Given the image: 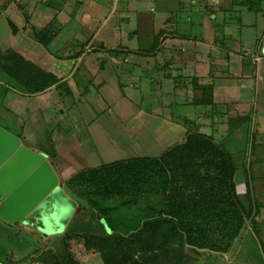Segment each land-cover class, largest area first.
I'll return each mask as SVG.
<instances>
[{
    "label": "crops",
    "instance_id": "0c3cea01",
    "mask_svg": "<svg viewBox=\"0 0 264 264\" xmlns=\"http://www.w3.org/2000/svg\"><path fill=\"white\" fill-rule=\"evenodd\" d=\"M0 7L6 62L23 76L57 80L30 95L0 71L19 112L9 132L45 155L62 184L84 169L150 157L141 156L152 148L143 147L149 134L163 141L178 126L181 143L197 128L229 152L237 198L255 224L227 252L203 250L202 264H264V0ZM126 150L136 154L127 158Z\"/></svg>",
    "mask_w": 264,
    "mask_h": 264
},
{
    "label": "trees",
    "instance_id": "16d2710c",
    "mask_svg": "<svg viewBox=\"0 0 264 264\" xmlns=\"http://www.w3.org/2000/svg\"><path fill=\"white\" fill-rule=\"evenodd\" d=\"M0 71L30 95L57 81L41 73L23 76L1 53ZM235 170L222 143L189 128L181 143L159 157H137L84 169L63 185L90 206L89 213L94 210L107 224L109 234L82 236L86 249L95 248L103 264H158L159 252L172 248L176 250L167 264H192L195 261L184 255L182 248L224 253L248 223L255 226L253 213L237 198ZM148 195L161 197L158 208L125 229L115 215L119 207L109 203L120 200V206L127 208ZM64 261L68 264L70 258Z\"/></svg>",
    "mask_w": 264,
    "mask_h": 264
},
{
    "label": "rangeland",
    "instance_id": "374dc122",
    "mask_svg": "<svg viewBox=\"0 0 264 264\" xmlns=\"http://www.w3.org/2000/svg\"><path fill=\"white\" fill-rule=\"evenodd\" d=\"M2 34L0 32V36ZM7 97H10L8 88L0 85V125L11 131L19 112L14 110L10 101H7L9 100ZM158 129L164 130L165 128L161 127ZM179 130L180 127L178 126H176V129L173 128V134L170 133L163 141L154 136L156 132L152 133L153 135L149 134L151 138L153 136L154 138L148 139L143 144V147L144 149L147 146L152 148L151 150L145 149L141 156L158 157L162 151H166L171 145L179 143L182 138V134L178 132ZM134 153L136 154V151L129 152L126 150L124 154H126L127 158H130ZM120 203V200H114L109 204L119 207L115 215L127 227L125 229H130L133 227L132 223L134 221L150 216L151 211L154 210L153 208H158L161 203V197L159 195L144 196L139 198L137 204L127 208L121 207ZM92 213H89L88 209L82 210L80 208L71 217L64 232L53 235H44L29 225H7L0 221V264H66L64 261L66 257L70 258V263L68 264H103L101 254L95 248L86 249L84 238L82 237L83 235L102 236L105 233H110L105 221ZM67 234L72 237L66 239L65 236ZM175 250L172 248L162 254L159 252L157 257L158 264H167ZM178 250L180 249L178 248ZM181 251L184 255L191 258L192 261H202L204 257L203 250H195L186 246Z\"/></svg>",
    "mask_w": 264,
    "mask_h": 264
},
{
    "label": "water",
    "instance_id": "95a60500",
    "mask_svg": "<svg viewBox=\"0 0 264 264\" xmlns=\"http://www.w3.org/2000/svg\"><path fill=\"white\" fill-rule=\"evenodd\" d=\"M80 208L90 206L59 181L45 155L0 127V219L53 235L63 233Z\"/></svg>",
    "mask_w": 264,
    "mask_h": 264
}]
</instances>
